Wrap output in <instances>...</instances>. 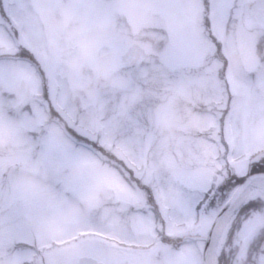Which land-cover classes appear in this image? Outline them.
Segmentation results:
<instances>
[{
  "label": "rangeland",
  "instance_id": "1",
  "mask_svg": "<svg viewBox=\"0 0 264 264\" xmlns=\"http://www.w3.org/2000/svg\"><path fill=\"white\" fill-rule=\"evenodd\" d=\"M188 14L203 33L182 0H0V264H74L92 238L141 240L132 226L142 218L121 216L130 209L121 198L150 195L167 208L176 194L185 207L193 193L217 196L218 209L231 195L236 184L221 172L244 173L264 150V98L238 95L217 119L213 51L192 79L175 63L176 24ZM177 36L194 40L185 27ZM133 43L148 57L122 68ZM260 71L241 72L242 85L264 86Z\"/></svg>",
  "mask_w": 264,
  "mask_h": 264
},
{
  "label": "flooded vegetation",
  "instance_id": "2",
  "mask_svg": "<svg viewBox=\"0 0 264 264\" xmlns=\"http://www.w3.org/2000/svg\"><path fill=\"white\" fill-rule=\"evenodd\" d=\"M261 3L262 0H182L186 7L193 6L201 14L200 24L204 32H196L195 21L187 20L189 14L182 23L176 24L175 63L178 67H185L186 75L192 79L201 69L210 68L203 57L208 50L213 51L212 57L217 65L213 67L215 74L210 84H217L211 86L207 83V101L213 100L218 105L219 121L228 117L238 95L245 96L251 105L256 99L264 98V86L254 85L246 89L240 80L241 72L255 79L260 70H264V13L255 11ZM189 18L193 20L192 16ZM219 26L222 37L214 34L215 27ZM184 27L188 36L194 38L188 44L178 41L177 33L180 29L183 32ZM180 46L187 48L182 50ZM184 53L188 56L186 63L179 59ZM88 68L99 72L88 65L82 71ZM233 78L238 80L235 82ZM209 113L212 116L217 114ZM211 133L212 130H207L203 135ZM257 154H264V150L250 158L244 173H239V165L231 174L221 172L222 183L236 184V187L218 209L213 205L217 196H204L196 202L193 193L185 194V207L181 203L183 196L177 198L179 195L176 194L175 198L169 199L171 206L167 208H162V201L150 195H147L148 203L138 204L130 198L116 201L117 204H128L130 209L125 216L121 215L127 221L136 216L142 218L140 224L134 220L132 228H141L140 232L145 230L146 236L133 241L115 240L114 236H110L109 241L92 238L84 245V248L89 247V254L78 257L74 264H81L85 259L90 260V264H264V198L258 194H253L234 212L226 239L219 245L220 251L217 255L212 254L215 222L226 203L245 180L264 174V157L258 163H251ZM136 206L140 207L139 210L135 209ZM249 226H252L250 231Z\"/></svg>",
  "mask_w": 264,
  "mask_h": 264
},
{
  "label": "water",
  "instance_id": "3",
  "mask_svg": "<svg viewBox=\"0 0 264 264\" xmlns=\"http://www.w3.org/2000/svg\"><path fill=\"white\" fill-rule=\"evenodd\" d=\"M256 12L264 13V0H262L261 4H258L255 9ZM147 57V52L144 48H142L139 44L132 45L128 51L121 57V65L123 67L131 66L135 61L138 59H145ZM84 74L87 77H93L94 71L92 69H87L83 71ZM264 155H258L253 160L252 163H258ZM262 178L264 179V174L254 175L249 177L241 186L238 187L236 192L234 193L233 197L230 199V201L225 205L223 210L221 211L220 215L218 216L215 224V229L217 228V225L219 224L220 220L224 217V215L231 210L236 203L240 200L241 195L252 185L255 179ZM91 261L88 259H85L81 262V264H90Z\"/></svg>",
  "mask_w": 264,
  "mask_h": 264
},
{
  "label": "bare ground",
  "instance_id": "4",
  "mask_svg": "<svg viewBox=\"0 0 264 264\" xmlns=\"http://www.w3.org/2000/svg\"><path fill=\"white\" fill-rule=\"evenodd\" d=\"M258 194L262 198H264V179L258 178L254 180L252 185L241 195L240 200L236 203V205L229 210L224 217L220 220L219 224L217 225L216 229V237L215 242L212 248V254L215 253L217 246L222 244L225 240L227 230L229 229L230 222L232 221V216L234 211L237 209L239 204H241L246 198L250 196V194Z\"/></svg>",
  "mask_w": 264,
  "mask_h": 264
},
{
  "label": "trees",
  "instance_id": "5",
  "mask_svg": "<svg viewBox=\"0 0 264 264\" xmlns=\"http://www.w3.org/2000/svg\"><path fill=\"white\" fill-rule=\"evenodd\" d=\"M30 55H31V56H30ZM29 57H30V58H34V59H36V55L33 54V53H30L29 56H27L28 59H29ZM46 97H47V92H45V98H46ZM46 99H47V98H46ZM51 120H52V121H58L55 117H52ZM86 141H87V140H86ZM88 142H89V141H88ZM88 142H87V143H88ZM90 145H91V144H90ZM94 149H96V146L94 147Z\"/></svg>",
  "mask_w": 264,
  "mask_h": 264
}]
</instances>
